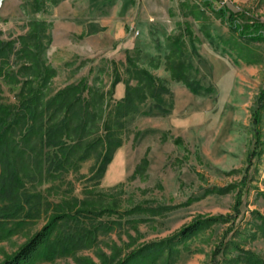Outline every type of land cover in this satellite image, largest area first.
I'll return each instance as SVG.
<instances>
[{"label":"rangeland","instance_id":"rangeland-1","mask_svg":"<svg viewBox=\"0 0 264 264\" xmlns=\"http://www.w3.org/2000/svg\"><path fill=\"white\" fill-rule=\"evenodd\" d=\"M210 1L47 0L45 11L33 12V0H0V39L15 40L16 50L29 21L46 23L43 61L54 70L47 95L82 78L109 92L116 72L128 79V55L170 89L125 118L123 144L102 177L92 170L101 147L63 172L48 169L51 149L39 144L17 166L11 160L12 169L0 151V264L64 211L58 203L76 200L85 203L80 225L71 216L60 221L29 264H119L135 251L127 264L264 261V40L240 37L218 12L245 9L264 21V0ZM114 12L123 16L121 27L100 32V17ZM181 34L186 72L199 93L173 77L169 55ZM22 60L14 54L2 64L10 74L0 76V104L19 101L30 75L18 71ZM123 81L113 101L124 96ZM11 171L20 183L9 193ZM214 217L195 234L180 235ZM70 236L78 245L64 252Z\"/></svg>","mask_w":264,"mask_h":264},{"label":"trees","instance_id":"trees-1","mask_svg":"<svg viewBox=\"0 0 264 264\" xmlns=\"http://www.w3.org/2000/svg\"><path fill=\"white\" fill-rule=\"evenodd\" d=\"M202 1L207 4L211 3L210 0ZM33 5V12L45 11L47 0H33ZM218 12L226 19L231 30L240 37L257 41L264 40V21L254 19L245 9L230 12L227 15V9L222 7ZM28 25L30 26L28 33L19 38L21 47L18 50H16L15 40L0 39V76L6 77L10 74L2 69V64H8L14 54L23 59L18 71L30 73L22 82L23 86L18 94L17 104H0V146L4 144L0 151H5L8 159L6 165L11 167L10 161L13 160L17 166V159L26 156L29 149L35 151L36 145L39 144L40 149H51L45 158V161H48V169L52 167L55 171L63 172L77 167L79 163L90 157L92 150L101 147L102 152L92 170L102 177L113 160L115 151L123 144L121 131L125 118L136 113L139 106L148 99L169 93L170 89L150 69L140 66L134 57L128 55L126 67L128 79L123 81L122 76L116 72L109 92L99 91L89 84L87 78H82L78 82L65 86L55 95L49 96L44 91V86L54 70L43 61L42 54L45 46L42 39L47 37L46 23L31 20ZM187 32L191 37L193 36L189 27H187ZM173 41L172 52L169 55L172 58L171 64L174 63L172 65L173 77L182 80L193 93H199L200 86L191 80L186 72L187 65L183 59L182 50L185 42L182 34L175 36ZM121 81L126 85L124 96L120 100L113 101L114 89ZM35 83H38L37 86ZM108 94L109 99H107ZM262 96H264V91H262ZM108 105L110 108L106 112ZM259 111L255 112V125L260 123ZM258 131L256 132L257 137L259 136ZM17 134L20 138L16 143ZM93 135V139H88ZM13 169L15 170L16 167ZM1 179H5L3 174H1ZM6 179L10 183L6 185V190L10 193L13 187L20 183V180L16 176V171H11ZM64 202L57 205L60 207L65 204L64 211L55 214L51 221L2 264H29L49 241L56 225L66 217H73L75 223L80 225L79 220L85 212V208L81 206L85 204L84 201ZM216 219L214 217L196 220L185 227L180 235L187 238L201 229L202 225ZM64 245H67V248L62 247L63 251L68 252L70 248L78 244L73 240V236H70ZM138 253L132 252L119 264H127L128 260L133 259ZM249 261L253 264H264V261L257 256H253V262Z\"/></svg>","mask_w":264,"mask_h":264},{"label":"crops","instance_id":"crops-1","mask_svg":"<svg viewBox=\"0 0 264 264\" xmlns=\"http://www.w3.org/2000/svg\"><path fill=\"white\" fill-rule=\"evenodd\" d=\"M72 14H74V12H72ZM121 17L123 16H116V12H114L113 17H109L108 15L101 16L98 22V25H97L98 28L100 29V32H103V31L105 32L110 27V24L117 25L119 28V26L123 23V20Z\"/></svg>","mask_w":264,"mask_h":264}]
</instances>
